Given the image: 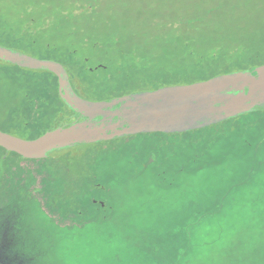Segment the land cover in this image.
I'll return each mask as SVG.
<instances>
[{
  "label": "rangeland",
  "instance_id": "1",
  "mask_svg": "<svg viewBox=\"0 0 264 264\" xmlns=\"http://www.w3.org/2000/svg\"><path fill=\"white\" fill-rule=\"evenodd\" d=\"M69 8L88 16L52 30L53 13ZM0 45L55 62L83 102L149 95L122 107L125 118L120 103L104 108L103 120L70 108L48 68L0 60V130L33 137L18 128L44 126L56 106L101 127L45 158L3 152L0 196L28 204L17 240L25 264H264V113L185 118L170 99L198 81L188 80L194 69L205 80L264 65V0H0Z\"/></svg>",
  "mask_w": 264,
  "mask_h": 264
},
{
  "label": "water",
  "instance_id": "2",
  "mask_svg": "<svg viewBox=\"0 0 264 264\" xmlns=\"http://www.w3.org/2000/svg\"><path fill=\"white\" fill-rule=\"evenodd\" d=\"M0 60L29 68H48L59 77V97L70 108H90L96 113H102L103 120L106 119V114H111L109 109L104 111V108H111L120 103L116 108L118 109L117 114L125 118L124 113L120 111L122 107L125 110L131 103H138L142 106V100L149 98L147 93H139L133 94L128 104H124L123 97L109 102H83L74 95L67 75L55 62L37 61L31 56L21 54L2 45H0ZM170 99L177 102L176 108L185 118L188 116H207L213 120L220 117L235 116L251 110H263L264 65L224 72L205 80L177 86L173 92V97ZM146 102L148 101L144 103ZM161 109L166 111L167 107L162 105ZM134 116L138 118L133 120L134 123L139 124L141 117H138L137 113ZM86 122L88 127H86L87 123L84 122L63 120L50 126L34 138H24L0 130V147L5 150V153L14 152L23 158H45L52 151L71 146L76 142L89 140L90 137L86 133L91 130L95 133L93 137H99L101 127L96 126L95 123ZM185 125L183 123V126Z\"/></svg>",
  "mask_w": 264,
  "mask_h": 264
},
{
  "label": "crops",
  "instance_id": "3",
  "mask_svg": "<svg viewBox=\"0 0 264 264\" xmlns=\"http://www.w3.org/2000/svg\"><path fill=\"white\" fill-rule=\"evenodd\" d=\"M25 206L28 204L19 193L7 192L6 196H0V264L26 262L18 246L19 239L27 235Z\"/></svg>",
  "mask_w": 264,
  "mask_h": 264
},
{
  "label": "trees",
  "instance_id": "4",
  "mask_svg": "<svg viewBox=\"0 0 264 264\" xmlns=\"http://www.w3.org/2000/svg\"><path fill=\"white\" fill-rule=\"evenodd\" d=\"M86 7H88L89 8V6H87L86 5ZM87 11H77L75 8H69V9H67L65 12H57V13H53L54 14V16H56L57 18H56V24H55V26L53 27V29L52 30H54V29H56L57 27H59V24H60V21H63V19L65 20V21H67V22H70L73 18H74V15H78V16H88L87 15V13H86ZM28 15H29V12H26V13H23L22 14V19L23 18H25V19H27V17H28ZM57 19H58V22H57ZM28 21H30V18H28ZM35 22H36V20H35ZM40 23L37 21L36 22V24H35V26L36 27H40V25H39ZM72 24V22L70 23V25ZM78 28H80V25L79 26H75V25H73L72 27H71V31L72 32H77L76 30H78ZM122 57H123V59L125 58V56H123V55H121ZM212 55H211V57L209 58H207L204 62H203V65L205 66L208 62H210L211 64L213 63V60H215V58H213L212 59ZM126 59V58H125ZM125 61V60H124ZM202 63H198V67H200V65H201ZM251 65L249 64V63H246V62H242L239 66H235V67H231V68H229V69H227V70H235V69H242V68H249ZM110 66L109 65H104V72H108V70H110V68H109ZM76 69V71H77V68H75ZM197 70V71H196ZM199 68L198 69H194L193 70V76H191V77H189L188 78V80L189 81H192V80H201V77L199 76ZM223 73V72H222ZM81 74H84L83 76H81V79L84 81L85 79H91V78H94V79H92V80H90L91 82H94L96 79L97 80H99V79H101V77H100V75H98V76H90L89 75V73H87V72H85V73H81ZM86 74V75H85ZM109 75H110V73H108ZM216 73H211V74H209L208 76H206L207 78L208 77H211L212 75H215ZM52 76V75H51ZM53 77V76H52ZM204 78V77H203ZM56 96V98H58V96L57 95H55ZM47 98V97H46ZM43 99V100H41V106H43L44 104L45 105H47V104H50V102L47 100V99ZM59 99V98H58ZM47 101V102H46ZM44 105V106H45ZM46 107V106H45ZM46 109H48V108H46ZM50 109H52L53 111H54V113L52 114V116H48V122H46L45 123V125L44 126H42V124H40V128H38V126L39 125H37L36 124V121H34V124L31 126L30 125V123H29V121L27 120V123H25V125H24V127H22V126H20V128H18V129H22L21 131L24 133L25 131H35V135L33 136V137H30V138H34V137H36V136H38V135H40L42 132H44L47 128H49L50 126H52V125H56V124H58L60 121H63V120H66V121H68L67 119H65L64 117H63V113H62V107H59V106H56L55 108H51L50 107ZM257 113H264V109H263V111H260V110H258L257 111ZM46 114H47V111H46ZM46 116V115H45ZM52 117V118H51ZM51 118V119H50ZM31 122V121H30ZM36 124V125H35ZM35 129V130H34ZM18 131H20V130H15L13 133H16V134H18ZM29 138V137H28ZM0 149L2 150V154H4L5 153V150L3 149V148H1L0 147ZM4 152V153H3ZM14 153V152H13ZM14 154H16V153H14ZM17 156H19L18 154H16ZM20 157V156H19ZM3 160V159H2ZM195 216V215H194ZM195 218V217H194ZM194 218L192 219V221L194 220ZM189 221V220H188ZM187 221V222H188ZM187 222H184V223H182L181 225H179V226H177L178 227V229H182L183 228V224L185 225V223H187ZM183 230V229H182ZM180 256V251L179 250H174V252H172V253H170V254H168V261L167 262H175V260H176V258H178ZM166 262V261H165ZM154 264H157V263H154ZM162 264V263H161ZM168 264H170V263H168Z\"/></svg>",
  "mask_w": 264,
  "mask_h": 264
},
{
  "label": "flooded vegetation",
  "instance_id": "5",
  "mask_svg": "<svg viewBox=\"0 0 264 264\" xmlns=\"http://www.w3.org/2000/svg\"><path fill=\"white\" fill-rule=\"evenodd\" d=\"M2 162H3V160H2V153H0V164H2Z\"/></svg>",
  "mask_w": 264,
  "mask_h": 264
}]
</instances>
